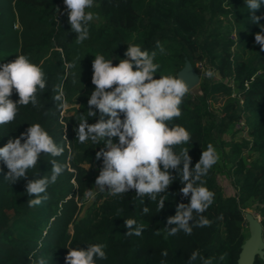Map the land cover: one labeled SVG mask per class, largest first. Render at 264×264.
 <instances>
[{
  "label": "trees",
  "instance_id": "trees-1",
  "mask_svg": "<svg viewBox=\"0 0 264 264\" xmlns=\"http://www.w3.org/2000/svg\"><path fill=\"white\" fill-rule=\"evenodd\" d=\"M63 5V0H0V64L27 55L42 66L47 80L36 107H21L15 121L0 125V147L39 123L64 147V153L55 158L42 154L28 178L50 176L52 159L65 166L56 183L49 185V198L30 208L27 201L33 197L26 193L27 181L10 186L0 161V264H36L41 257L46 264H66L68 248L86 249L95 243L107 245V259L97 264H159L162 259L167 264H188L193 251L216 257L213 264H237L246 239L241 232L248 224L245 208L254 206L260 215L264 238V51L255 42L259 25H264V2L252 13L245 0H95L89 10L96 18L88 25L89 38L81 44L76 43L67 13L61 11ZM253 15L261 17L259 24L253 22ZM157 40L166 52L157 54L156 78L178 74L186 62L197 71L202 62L205 70H215L221 77L203 75L200 93L187 94L181 117L172 122L191 133V142L182 147L189 149L192 167L209 143L216 151L229 148L226 156L234 193H225L219 183L217 161L203 178L215 194L203 213L211 226L194 227L191 235L182 231L166 235L165 227H175L167 224L168 218L175 215L179 203L190 200L180 193L183 185L175 171L176 179L162 194L166 200L160 211L148 197L144 203L137 199L135 190L123 196L99 192L95 180L103 162L97 160L96 152L104 143L81 144L76 139L75 129L80 116L87 117V100L95 87L91 83L95 56L103 54L117 64L127 44L152 51ZM62 81L69 106L63 110L53 100V87ZM220 96L222 103L216 106ZM18 98L13 92L11 99ZM98 117L89 118L88 123ZM240 119L246 123L247 138L225 140L223 135L231 127L238 128ZM246 150L257 154L250 163ZM89 191L96 193L95 198L88 196ZM143 207H149L148 214L142 213ZM127 218L144 224L141 236L125 235ZM162 250H167L166 258ZM221 254H226L223 261L218 260ZM255 264H264V254L256 256Z\"/></svg>",
  "mask_w": 264,
  "mask_h": 264
},
{
  "label": "clouds",
  "instance_id": "clouds-1",
  "mask_svg": "<svg viewBox=\"0 0 264 264\" xmlns=\"http://www.w3.org/2000/svg\"><path fill=\"white\" fill-rule=\"evenodd\" d=\"M66 6L68 24L76 33V43L81 44L89 38L88 25L96 18L92 9L95 0H63ZM264 0H245L248 10L254 13ZM261 17L252 16L259 24ZM261 32L255 34V42L264 51V25H259ZM165 54L162 43L155 42V50L142 49L139 44H127L124 58L117 64L113 59H106L97 54L92 61L91 83L95 86L87 100V117L81 115L78 128L75 129L79 143L91 142L93 145L104 143V148L96 152L97 160L102 159V167L95 180L99 192L107 191L112 196H123L135 190V197L144 203L148 197L157 202L158 211L165 206L166 193L177 176L183 185L180 193L190 196L187 204L181 202L176 207L174 216L167 220V236H175L181 231L191 235L193 228L210 227L212 221L203 213L213 204L215 194L205 184L210 169L219 157L213 144L209 143L201 152L199 161L191 166L189 149L182 147L192 140L191 133L182 125L172 123L182 115L181 105L189 93L190 87L178 74H160L156 78L160 65L155 62L157 54ZM71 68L73 65L69 64ZM214 70L208 69L204 75L211 79ZM47 80L42 66L33 63L27 55H17L11 62L0 64V125L15 121L21 107L31 104L36 107L38 95L44 92ZM13 92L18 100L11 99ZM53 100L63 110L67 108L63 81L53 87ZM99 117L95 123H88L89 118ZM113 138H117L114 142ZM23 141V142H22ZM179 148V152H177ZM64 147L39 123L31 124L19 137L9 138L0 147V161L6 167L4 181L10 186L24 179L30 208L40 206L49 197L47 189L55 184L64 172L65 166L56 159L52 164L51 175L39 179H29L28 171L36 169L42 154L51 157L63 155ZM182 165V168H181ZM3 171V169H0ZM107 189V190H106ZM95 192L88 196L95 198ZM159 198V199H158ZM149 207H143L142 213L148 214ZM191 222V223H190ZM126 236H141L144 224L135 218L124 220ZM160 235V231L156 232ZM107 245L88 244L84 248H68L66 264H97L107 259ZM162 257H167V250H162ZM226 254L218 257L225 259ZM216 257H204L198 251L190 254L188 264H213ZM36 264H46L41 257ZM159 264H167L162 259Z\"/></svg>",
  "mask_w": 264,
  "mask_h": 264
},
{
  "label": "rangeland",
  "instance_id": "rangeland-1",
  "mask_svg": "<svg viewBox=\"0 0 264 264\" xmlns=\"http://www.w3.org/2000/svg\"><path fill=\"white\" fill-rule=\"evenodd\" d=\"M62 12L66 13V6L63 5ZM90 11V10H89ZM197 65H200L199 63ZM205 64H203L201 67V70L198 71L199 73V81L195 84H193L192 86H190V90L188 94H197L200 93V81L202 79V76L205 73ZM214 76L212 78L214 79H221L220 75L218 74L217 71L214 70ZM220 101L217 102L216 106L221 105L222 103V96L219 97ZM69 106L67 105V108ZM223 138L225 140H233V141H241L244 138H247V131L246 129H240V128H234L231 127L229 129V131L227 133H225L223 135ZM228 147L225 146L224 151L223 152L221 149L217 150V154H218V164L221 167V170H219L218 174H217V178L219 183L221 184L223 190L225 193H234V186L232 185L231 181H230V177H229V173H228V169L230 167V163L228 161V158L226 156V153L228 152ZM245 157H247V162L250 163L251 160L255 159V157L257 156L256 152H253L251 150H246L244 153ZM243 216L245 219L248 220V224L244 226L243 231H241L242 233L245 234L246 239L249 237L250 235V230H249V220H254L255 223H260V215L257 213V211L255 210L254 206H250L244 209L243 211ZM245 239V240H246Z\"/></svg>",
  "mask_w": 264,
  "mask_h": 264
},
{
  "label": "water",
  "instance_id": "water-1",
  "mask_svg": "<svg viewBox=\"0 0 264 264\" xmlns=\"http://www.w3.org/2000/svg\"><path fill=\"white\" fill-rule=\"evenodd\" d=\"M188 83L189 87L199 81V73L189 62L182 67L178 73ZM250 235L245 240L239 253L237 264H255L257 255L264 254L263 227L254 220H249Z\"/></svg>",
  "mask_w": 264,
  "mask_h": 264
},
{
  "label": "built area",
  "instance_id": "built-area-1",
  "mask_svg": "<svg viewBox=\"0 0 264 264\" xmlns=\"http://www.w3.org/2000/svg\"><path fill=\"white\" fill-rule=\"evenodd\" d=\"M235 35V34H234ZM199 66H202L203 63L202 62H199ZM236 127L240 128V129H246V123L244 121V119H240L237 123H236Z\"/></svg>",
  "mask_w": 264,
  "mask_h": 264
}]
</instances>
